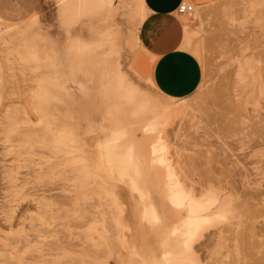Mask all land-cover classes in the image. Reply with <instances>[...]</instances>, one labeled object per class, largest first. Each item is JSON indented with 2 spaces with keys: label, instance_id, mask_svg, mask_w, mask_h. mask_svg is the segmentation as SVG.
Masks as SVG:
<instances>
[{
  "label": "rangeland",
  "instance_id": "rangeland-1",
  "mask_svg": "<svg viewBox=\"0 0 264 264\" xmlns=\"http://www.w3.org/2000/svg\"><path fill=\"white\" fill-rule=\"evenodd\" d=\"M118 2L113 0L117 7L110 14L68 22L57 0H0V121L9 106L25 103L33 84V73L22 69L17 59L22 39L33 38L43 57L38 62L41 110L30 112L26 106L19 114L31 122L14 133V148L0 129V264H151L168 250L161 243L185 215L172 210L163 193V167L155 162L156 154L151 158V144L159 141L160 153L186 189L197 198L214 194L230 207L226 221L205 230L194 243L195 261L264 264V0H184L193 6L181 18L183 38L186 31L189 36L184 49L200 62L202 78L197 89L181 99L165 97L150 84L154 57L140 40L142 23L135 30L128 8H118ZM106 31L109 35L104 36ZM76 39L87 50L70 53ZM55 54L70 59L72 97L57 87V68L51 67ZM117 71L157 105L183 100L193 113L152 137L143 136L136 129L142 117L133 115L134 109L120 96ZM107 123L126 128L120 143L141 154V167L146 166L141 168L142 186L158 203L162 225L141 223L138 194L101 166L96 143L102 133L97 127ZM59 129L74 134L70 155L51 146ZM76 158L88 163V181L74 172L79 166L69 161ZM11 165L16 166L18 187L10 185L3 172Z\"/></svg>",
  "mask_w": 264,
  "mask_h": 264
},
{
  "label": "bare ground",
  "instance_id": "bare-ground-1",
  "mask_svg": "<svg viewBox=\"0 0 264 264\" xmlns=\"http://www.w3.org/2000/svg\"><path fill=\"white\" fill-rule=\"evenodd\" d=\"M118 1H119L118 2V5H119L118 8H122V7L128 8L127 13L130 14L132 21H134V28L136 30V27L141 24L142 20L145 17L143 0H118ZM57 2L59 4L60 15L62 16V18L66 19V21H68V22H73V21L78 20L79 18H81L83 16L104 15L106 12L109 13L113 9H116V7H117V6H114L113 0H57ZM131 2L136 3V5L133 6ZM123 11L126 12L125 9ZM26 33H27V31H26ZM114 33H116V32H114ZM105 35H109V32L106 31L104 36ZM133 37L135 38V41L138 44L139 39H138L137 33H134ZM188 39H189V36H188V32L186 31L185 38L183 39L182 48L186 47L187 42L189 43ZM114 41H115V39H114ZM105 44H106V42H105ZM9 45H10V42H9ZM106 45H108V44H106ZM4 47H5V45H4ZM37 48L38 47H37L36 43L34 42L33 38L28 37V38L22 39V41L19 45V49L16 50V54H18V57L17 56L16 57L20 61L19 66L22 69L25 68V70L29 69L30 70L29 72L33 73V80H32L33 84L30 87L29 93L24 97L25 103L20 104V105L15 103V105L9 106V108L5 109L6 112H4V114L1 118V121H0V129L2 130V132L5 133L8 141L10 142V147H12V148L17 146V142H16L17 139H16L14 133H17L19 131L22 123L25 124V122H29V123L31 122L29 116H27L26 118H23V120H22L19 117V114L21 112H25L26 106L29 107L30 112H33V111L38 112L41 110V109L40 110L38 109V108H40V106H39V102H40V98H41L40 90H42V85L40 84L41 82H40L39 74H38V69H39L38 62L43 57L39 56V52H38L39 50ZM197 49H199V48H197ZM85 50H87V46L80 39H76V40L72 41V43L70 44V47H69L70 53H72V52L80 53V52H84ZM196 51H194L193 53H195ZM80 55H82V54H80ZM7 56H8V54H6V57ZM54 56L56 57L55 58L56 62H53L51 64V67H54L55 69L57 68L56 76H55V81L57 83V87H59V90L63 94H65L66 96L72 97L73 92L70 90V82H69L70 81L69 75H71V74H69V73H71L70 72L71 71L70 59H67L66 61H64L63 59L59 58V55L55 54ZM45 57H47V56L45 55ZM76 61H78V60H76ZM69 68H70V70H69ZM240 68H242V67H240ZM243 70H242V73H240V74H243ZM118 71L116 74V78H117L116 84H118V90H119L120 96H121L122 100L124 101V103L125 102L128 103L134 109L133 115L138 116V117H142L137 122L136 129L139 130L143 134V136L152 137L154 133H157V132H160L161 130H163V128L168 123L171 124V122H177V121L181 122L182 119L185 117H186V119H188L187 116L191 112L190 111L191 109L189 110L190 107L188 108L187 102L185 103L182 100L181 102L179 101L180 103L175 102L176 104H174V105H172V103L171 104L168 103L167 105H163V106L157 105L156 103H154L150 99V97L141 93L137 87L132 86L129 82H126L127 80L125 81L124 76H122L120 73H118ZM44 79L46 81V78H43V80ZM42 82H44V81H42ZM72 83L77 85L79 90L85 89V87L81 83H79L78 81H72ZM47 84H50V83L47 82ZM150 84H152V86H153L152 80H150ZM40 86H41V89H40ZM3 89L4 88H2V87L0 88V101L2 99H4ZM42 92L45 93V97H46V94H47L46 91H42ZM45 97H43V98H45ZM191 113H193V111ZM193 117H194V115H193ZM192 121L193 120L191 119L190 122H192ZM180 125H181V123H180ZM227 127H229V126H227ZM31 128L34 129V125H32ZM97 130L99 131V133H102V138L100 140H98L96 143V147H98V150H99L98 157H99V162L101 163V166L103 165L104 168L106 169V171H108L110 173V175H108V176H111V175L115 176L116 178L121 180L120 182H124V187H126V188L130 189L132 192H135L138 194L139 199H137V202L140 205L138 219L141 223L147 224L149 227H158V226L162 225L163 216L161 214L158 203L155 204L156 201H154V202L151 201L152 200L151 197H153V196L150 197L148 195V192L142 186V169H143L142 167L145 166V163L143 166V163L141 162L142 163V167H141L140 160H139V158H142L141 154H138L141 157L137 156V154L134 152L132 145H124V144L120 143L121 139L128 133V130L126 128H117L113 123H107L105 125H99L97 127ZM174 133H175V131H174ZM51 139H53L51 146L54 147V149H56L58 151H62L65 154H69V155L72 152H74L73 143H75L76 140L74 138L73 132H71L70 130L59 129V130L53 132ZM154 139H155L154 141H157L156 137ZM159 142H158V145H159ZM129 144H130V142H129ZM158 145L154 144V142H153V144H151V152H152L151 158L153 159V157H154L153 155L156 154L157 157L154 159L155 162L157 163V165H160L163 167V170L165 173L164 174L165 175V192L163 191V193L165 195L166 200L168 201L169 207L174 211H182L183 210L185 215H184V217L180 218L178 220V222H176L175 224H173L170 227L166 236L164 237V240H163L164 243L163 242L161 243V245H164L163 248H167L168 250L165 249V251L162 254H160V256L158 258L153 260V262L151 264H198L195 261L194 252L192 250L194 243L199 239V237L203 234V232L205 230L212 228V227H216L219 224H221L222 222L226 221V219L229 217L228 212L230 211V207L226 201L217 198V196L214 194L209 193V194H205L204 196L202 195V197H200V198H197L191 191L186 189V187L184 185H182L180 180L177 179L176 174L172 168V165L168 162L165 155L160 153V152H163V147L158 148L159 146H161V145H159V146ZM75 151H77V150H75ZM151 158H150V160L152 161ZM154 160H153V162H154ZM148 161H149V159H148ZM69 162H72L75 165H78L79 167L78 168L76 167V169H74V172L78 171L79 173H81L80 175L83 177L82 180H84V178H85V180H87V178H86L88 175L87 171L89 169L86 167L87 166L86 164H88V163H86V161H84L82 158L71 159ZM144 162H145V160H144ZM146 164H147V162H146ZM154 164L155 163H153V165ZM4 166H6V165H4ZM14 167H16V166H14ZM14 167H12V165H11V168L10 167L9 168L4 167L3 172L8 177L9 182L11 183L10 185L18 187V184L17 185L14 184V182L17 181V177H15L16 173L14 174V171H15ZM98 167H100V166H98ZM86 169H88V170H86ZM15 172H17V171H15ZM29 172H31V171H29ZM143 173H144V171H143ZM60 174H62V173H60ZM76 175H78V174H76ZM80 175H79V177H81ZM70 176H71V174H70ZM3 177H5V176H3ZM77 179H79L78 176L73 177V180H77ZM113 179H114V177H113ZM82 180H80V181L82 182ZM119 180H116V181H119ZM77 182H78V180H77ZM5 185H6V183H5ZM5 189H6V187L3 190H5ZM8 194H10V193H8ZM19 196H20V194H19ZM5 197H6V195H5ZM11 198H12V196H11ZM7 199H10V198L7 197ZM6 202H7V200H6ZM12 202H13V200H12ZM94 204H95V202H94ZM11 207L12 206H10V208ZM6 210H8V209H6ZM6 213L8 214V212H6ZM4 215H6V214H4ZM7 216H9V215H7ZM16 217H18V216H16ZM5 220H6V218H5ZM14 220H13V222H14ZM11 222L12 221H10V225H11V226H9L10 228H12V226L14 224V223L11 224ZM16 223H19V222H16ZM105 231L107 232V230H105ZM169 248H172V249H169ZM174 248H176V249H174ZM84 251L85 250H83V252Z\"/></svg>",
  "mask_w": 264,
  "mask_h": 264
},
{
  "label": "crops",
  "instance_id": "crops-1",
  "mask_svg": "<svg viewBox=\"0 0 264 264\" xmlns=\"http://www.w3.org/2000/svg\"><path fill=\"white\" fill-rule=\"evenodd\" d=\"M184 0H143L145 17L140 40L154 57L151 79L164 96L181 99L199 86L202 67L198 59L182 48L184 14L178 12Z\"/></svg>",
  "mask_w": 264,
  "mask_h": 264
},
{
  "label": "built area",
  "instance_id": "built-area-1",
  "mask_svg": "<svg viewBox=\"0 0 264 264\" xmlns=\"http://www.w3.org/2000/svg\"><path fill=\"white\" fill-rule=\"evenodd\" d=\"M192 11L193 6L186 2H182L178 7V12L181 14L191 13Z\"/></svg>",
  "mask_w": 264,
  "mask_h": 264
}]
</instances>
